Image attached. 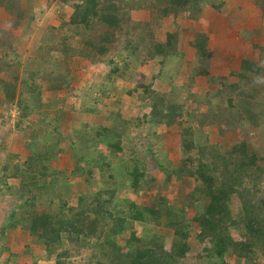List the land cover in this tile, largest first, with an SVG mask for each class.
<instances>
[{"label": "trees", "instance_id": "1", "mask_svg": "<svg viewBox=\"0 0 264 264\" xmlns=\"http://www.w3.org/2000/svg\"><path fill=\"white\" fill-rule=\"evenodd\" d=\"M53 2L59 3L55 21L21 57L16 31L26 33ZM224 5L0 0V109L15 108L20 139L0 163V196L11 201L0 224V257L6 253L0 264H70L76 258L87 264H180L189 241L201 246L207 264L264 263V134L257 138L264 130V47L251 42L254 52L247 56L243 43L246 54L233 71L210 70L218 49L209 51L208 35L217 31ZM247 7L248 14L264 17V0ZM206 14L212 16L203 24ZM162 28L170 29L159 38ZM188 60L195 86L186 81L172 88ZM153 62L159 67L153 79L165 88L140 73ZM86 70L98 80L92 79L89 102L78 110L102 119L95 129H72L66 139L63 117L49 109L61 105L59 92L77 90L73 83ZM122 93L137 95L139 115L122 114ZM158 132L162 138L150 147L147 137ZM66 141L69 167L59 166ZM69 178H82L85 190L68 191ZM145 186L157 188L149 204L120 198ZM162 186L171 191L159 193ZM22 242L23 248L7 247Z\"/></svg>", "mask_w": 264, "mask_h": 264}, {"label": "rangeland", "instance_id": "2", "mask_svg": "<svg viewBox=\"0 0 264 264\" xmlns=\"http://www.w3.org/2000/svg\"><path fill=\"white\" fill-rule=\"evenodd\" d=\"M225 2L224 9L221 14H218V24L216 25L217 31L214 33V37H218L219 42L221 44V47L224 50H220L224 57H234V56H243V54L246 52L243 51L242 47L240 44L243 46V43L246 44L247 49L249 50L247 53L248 55H251L252 52H254V49L251 48V45L249 47V44L251 42L253 44L257 45H262L264 47V17L262 19H259L256 16L251 15V13L248 14V3L250 0H223ZM43 5V4H42ZM40 5V7H43ZM56 7H59V3L56 2L46 8L42 18L38 22L33 23L32 25L28 26L26 29V33H21V30L18 29L15 33V35L19 38V42L16 45V51L17 53L21 56L24 57L27 55L28 51L30 48L35 47L36 41L40 38L42 32L44 31V27L47 22H52L55 21L57 17V10ZM59 9V8H58ZM62 9V8H61ZM61 11H68V8L63 7ZM212 16L211 14H206L205 18L207 16ZM207 17L205 20L202 21V23H207V20H209L210 17ZM240 16V17H238ZM169 22V27L173 29V22ZM178 23L181 22L183 23V20H180L177 18ZM170 28H162L159 31L158 37L161 38L163 36V33L165 30H169ZM259 31H258V30ZM251 30H253L251 32ZM257 30V31H255ZM20 31V32H19ZM247 31H250L248 34ZM244 34H247L244 38ZM183 35V33H181ZM232 44L230 46V49H228V46L226 44ZM236 46V47H235ZM218 49L216 46L213 47V50ZM217 50L214 54L215 60L210 61L211 62H216L218 66H216V70L213 71L215 74H222L226 73L228 70L225 68L229 67L227 63L223 61L222 58H220L222 61L218 63L219 55L220 53ZM197 52V51H196ZM200 54V53H199ZM227 55V56H226ZM191 58V57H190ZM231 59V58H230ZM185 63L183 66L180 67L178 70V75L176 77L177 81L174 84L172 88H177L179 84H185L186 81L194 87V81H196L193 76H189V70L188 66L191 65V60L184 61ZM151 66V67H150ZM148 66L147 68L140 69L141 75L144 76L146 81H152L156 86H161L162 88H165V84L161 82L159 79H153V76L158 74V65L156 62H153L152 65ZM79 69V68H78ZM172 71V69L170 70ZM80 72V71H79ZM83 71H81L82 73ZM219 72V73H218ZM85 76L79 80L78 83L74 84L75 88L77 90L73 93L70 92H59L58 95L56 96L58 99H62L61 105H56L55 107H50L49 109V114L50 115H55V116H62L63 117V123L60 128L61 132H63L64 136L66 139H69L71 136V130L74 128H85V129H95L101 122L102 117L98 115H89L86 113H81L79 112V107L82 102H89L87 99L88 97L85 96L86 91L88 90L89 84L93 83L94 81H97V76H93L90 73V70H86L84 72ZM162 78V74L160 75ZM94 79V81L92 80ZM97 83V82H96ZM116 84V83H115ZM123 84V83H122ZM121 84V85H122ZM129 87V85H128ZM209 88H213L214 85L212 82L209 83L208 85ZM119 86H116V89H118ZM199 90V89H198ZM112 94H116V92H111ZM121 95V105H122V114L125 116H134V115H139L141 113L139 110H137L135 107L139 105L137 95L135 94H120ZM57 99V100H58ZM0 113H2V117L5 119V123L1 124L0 123V163L1 161L6 158V154L15 152L17 148L20 145V139L15 132V129L13 128V121L16 117V110L13 106H8L7 108L0 109ZM9 117V118H6ZM30 129V125H28ZM211 130V129H209ZM212 133L210 134L211 140H217L218 137H216L215 132L211 131ZM262 134H264V130H261L260 132L257 133V138L261 137ZM159 138H162L161 133H157L154 136L147 137V141L150 147L155 146L158 143ZM237 136L234 134L229 137V140H234L236 139ZM1 144H4V148H1ZM68 141L61 144V155L63 158H61L60 165L63 166L66 165L69 167L71 163L73 162L70 157V153L68 151ZM154 162L148 158L147 162V167L151 168L154 170ZM67 169V168H66ZM82 178H69V183L66 185L64 184V187L66 186L68 191L71 193H75V190L79 191H84L85 188L82 186ZM188 183V182H187ZM190 183L186 186V189L184 191H188ZM92 187H97V184H92ZM159 189L161 187H158ZM155 190L157 188L149 190L148 187H141L140 190L138 191V195L134 196L132 193L128 192L127 194H124V196H120V198H130L135 200L136 202L140 204H149L150 203V195L152 192L155 193ZM171 191V189H165L162 186V190H159V193H166V191ZM72 199L74 200V196H72ZM11 207V201L10 198L6 195L0 196V224L6 217V214L8 213L9 208ZM139 230V229H138ZM23 241V240H22ZM24 242L20 244H8L7 247L10 250L14 248H23ZM29 244V243H28ZM31 247L32 244H30ZM189 252L187 255L181 260L180 264H207V261L205 260L204 257L199 256L201 246L198 243L189 241ZM6 255V253H2V256L0 257V261L2 258ZM23 260H17L15 264H23ZM37 264H48L45 260L39 259L37 260ZM70 264H87L82 260H79L78 258L73 259ZM261 264H264L263 262Z\"/></svg>", "mask_w": 264, "mask_h": 264}, {"label": "crops", "instance_id": "3", "mask_svg": "<svg viewBox=\"0 0 264 264\" xmlns=\"http://www.w3.org/2000/svg\"><path fill=\"white\" fill-rule=\"evenodd\" d=\"M205 25H207V24H205ZM214 33H216V32H213V31H210L209 32V35H208V41H209V43H208V49H209V51L210 52H212L213 53V47L214 46H216L217 48H218V50H224L222 47H221V44H220V42H219V39H218V37L216 36V37H214ZM227 46H228V49H230V46H232V44H226ZM240 46H241V44H240ZM244 51V50H243ZM227 56V55H226ZM231 56V55H230ZM229 56V58L228 57H225V58H223L224 57V55L222 54V55H220L219 56V59L218 60H220V61H218V63H220L222 60L220 59V58H222L223 59V61L225 62V63H227L228 61L230 62V60H232L231 61V63H228L227 65L229 66V67H226L225 68V70L227 69V70H229V71H233L234 69H235V67H236V65H235V62H237L239 59H240V56H234L233 58L232 57H230ZM190 56H187V59L189 58ZM231 58V59H230ZM212 60H215V58L214 57H212L211 59H210V61H212ZM216 66H218V64L216 63V62H211V65H210V67H211V71L213 72L214 70H216L215 68H216ZM188 68H189V66H188ZM219 73V72H218ZM216 74V73H215ZM222 74H224V73H222Z\"/></svg>", "mask_w": 264, "mask_h": 264}]
</instances>
